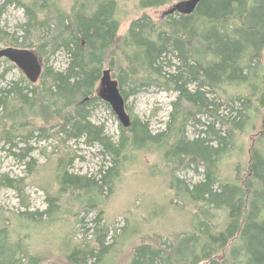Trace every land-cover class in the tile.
<instances>
[{
  "label": "trees",
  "instance_id": "trees-1",
  "mask_svg": "<svg viewBox=\"0 0 264 264\" xmlns=\"http://www.w3.org/2000/svg\"><path fill=\"white\" fill-rule=\"evenodd\" d=\"M4 1L17 3L25 19L18 36L0 24V43L34 49L43 70L36 83L21 75L0 87V143L31 175L39 166L32 139L58 141L48 154L55 160L58 193L48 194L46 218L56 213L65 193L83 199L85 209L95 208L102 190H113L127 150L155 149L171 174V202L178 199L193 211L191 230L174 233L168 243L160 237L152 244L141 242L121 264H264V0H200L191 14L135 18L121 35L116 0ZM176 1L140 0L139 5ZM58 52L67 57L61 70L49 65ZM106 68L125 101L151 86L176 94L164 129L153 133L126 103L131 124H118L117 141L93 123L91 108L107 105L96 95ZM246 136L247 143L240 140ZM81 138L101 145L110 158L99 179L67 168L74 158L64 155L62 145ZM226 159L232 160L231 178L221 167ZM200 167L202 179L192 185L175 173L188 168L199 173ZM1 179L23 193L24 178ZM17 216L22 222H43L39 212ZM17 234L0 222V264H42L27 235ZM101 236L97 246L75 244L65 252L68 264L113 258L119 250Z\"/></svg>",
  "mask_w": 264,
  "mask_h": 264
},
{
  "label": "rangeland",
  "instance_id": "rangeland-1",
  "mask_svg": "<svg viewBox=\"0 0 264 264\" xmlns=\"http://www.w3.org/2000/svg\"><path fill=\"white\" fill-rule=\"evenodd\" d=\"M116 2L121 21L120 35L126 32L133 19L148 15L158 20L175 3L141 8L140 0ZM1 4H4L3 7ZM0 7L3 9L1 26L9 33L20 35L19 25L25 19L23 9L17 3L5 4L4 0H0ZM2 47L5 45L0 43V48ZM66 63V55L58 52L52 56L49 65L61 70ZM110 70L112 73V69ZM21 75L23 73L19 68L0 58V87L7 86ZM175 96L173 91L151 86L129 96L125 103L133 117L147 122L152 132L157 133L164 129L171 111V101ZM107 105L97 103L93 106L90 118L93 123L103 125L105 133L113 141H117L119 121ZM187 135L192 137L193 127H187ZM248 139L247 136L240 138L245 143ZM58 145V141L51 138L41 141L32 139V156L36 158L39 166L30 175L26 173L23 162L9 152L8 146L0 143L1 221L10 224L14 237H18V231H21L22 236L27 235V243L43 257L42 264H68L65 252L70 251L75 244L97 246V237L100 235H103L101 238H104L106 245H113L115 250H119L114 253L113 258H106L103 264L114 260V264H121L127 261L133 248L141 242L152 244L156 237H160L168 243L174 233L191 230L193 211L189 204L178 199L171 202V174L163 165L160 152L155 149L127 150L113 190L105 187L95 208L85 209L81 203L83 199H76L65 193L55 207L56 213L46 218L47 214L44 212L49 208L48 194L58 193L53 164L55 160H51L48 154L57 149ZM62 148L68 159L74 158L67 167L72 173L99 179L101 169L111 165L110 158L103 152L101 145H90L84 138L66 141ZM14 151L17 152L15 149ZM231 165L232 160L226 159L221 166L229 178L233 176ZM198 171L199 173L188 168L175 173L192 185L202 179L203 169L200 167ZM3 176L10 179L24 178L23 193L7 186L6 180L1 179ZM25 210L42 213L43 222L32 224L19 220L17 214Z\"/></svg>",
  "mask_w": 264,
  "mask_h": 264
},
{
  "label": "water",
  "instance_id": "water-1",
  "mask_svg": "<svg viewBox=\"0 0 264 264\" xmlns=\"http://www.w3.org/2000/svg\"><path fill=\"white\" fill-rule=\"evenodd\" d=\"M199 1L178 0L164 12V15L175 12L191 14ZM0 58H6L13 63L31 83H36L42 74L43 61L34 49L14 46L2 47L0 48ZM96 95L110 106L123 127L130 126L131 120L125 107L124 97L120 92L118 81L112 77L109 68L102 70Z\"/></svg>",
  "mask_w": 264,
  "mask_h": 264
},
{
  "label": "bare ground",
  "instance_id": "bare-ground-1",
  "mask_svg": "<svg viewBox=\"0 0 264 264\" xmlns=\"http://www.w3.org/2000/svg\"><path fill=\"white\" fill-rule=\"evenodd\" d=\"M146 48V47H145ZM203 81V80H202ZM91 90V89H90ZM159 139V138H158ZM157 141V140H156ZM109 176V175H108Z\"/></svg>",
  "mask_w": 264,
  "mask_h": 264
}]
</instances>
